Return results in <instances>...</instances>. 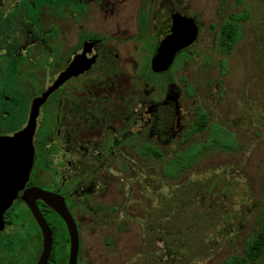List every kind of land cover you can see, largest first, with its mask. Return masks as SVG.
<instances>
[{
    "label": "flooded vegetation",
    "instance_id": "1",
    "mask_svg": "<svg viewBox=\"0 0 264 264\" xmlns=\"http://www.w3.org/2000/svg\"><path fill=\"white\" fill-rule=\"evenodd\" d=\"M154 1L0 0V197H14L9 204L0 199V264H37L43 254V231L26 196L51 230L47 264H69L67 225L38 190L64 199L78 230L77 264L90 261V231L107 229L113 213L122 217V204L108 207L106 199L122 197L125 150L142 148L144 157H154L150 120L143 115L153 120L156 111L140 105L137 84L123 89V72L163 76L173 66L153 70L158 31L177 18L164 0L159 6L165 15L155 19ZM146 52L151 61L142 65L139 57ZM54 86L35 117L26 174L27 160L19 169L20 151H11L6 141L28 129L35 101ZM180 122L178 117L175 128ZM19 170L20 177L13 174ZM103 242L108 246L107 237ZM66 243L67 254L58 257L56 247L66 249Z\"/></svg>",
    "mask_w": 264,
    "mask_h": 264
},
{
    "label": "rangeland",
    "instance_id": "2",
    "mask_svg": "<svg viewBox=\"0 0 264 264\" xmlns=\"http://www.w3.org/2000/svg\"><path fill=\"white\" fill-rule=\"evenodd\" d=\"M162 1L153 2L155 19L165 15ZM165 1L173 17L193 19L200 26L199 41L180 53L163 76L151 70L123 72L128 81L123 89L137 84L133 91L139 93L140 105L146 102L156 109L153 120L144 115L143 119L150 120V139L162 157H144L142 148L138 153L125 150L122 197L113 194L106 199L108 207L122 204V217L113 213L106 220L107 229L90 231L86 264H221L244 256L260 226L264 0ZM231 15L245 18L240 22L241 40L228 54L219 45V34ZM139 60L142 65L151 61L150 53ZM197 106L206 111L209 125L186 139ZM178 117L181 122L175 128ZM143 127L141 122L140 131ZM215 128L224 146L207 151L177 180L167 179L163 169L168 162L190 145L206 142ZM65 245L66 249L56 247L58 257L67 254ZM258 264H264V255Z\"/></svg>",
    "mask_w": 264,
    "mask_h": 264
},
{
    "label": "water",
    "instance_id": "3",
    "mask_svg": "<svg viewBox=\"0 0 264 264\" xmlns=\"http://www.w3.org/2000/svg\"><path fill=\"white\" fill-rule=\"evenodd\" d=\"M198 37L199 27L193 19L172 18L170 20H167L158 31L157 46L153 55V70L157 73L167 71L173 65L177 55L183 50L192 46L198 40ZM77 72L78 71L76 70L75 73ZM73 73L74 72L72 70V74ZM56 86L51 88L44 95V97L35 101V105L33 106V111L31 115V122L28 129L17 134L14 138H11L6 141L8 148L11 151H20L19 159L21 162L17 166L19 167V169L23 170L25 168V161L27 160L28 170L26 174H28L33 162L32 136L37 111L40 105L45 102L47 96L56 88ZM27 152L28 154H26ZM11 159H14V157L12 156ZM11 164L12 167H14L16 162L12 160ZM22 170H19L18 172H13V174L16 173L17 176L20 177L21 174L24 173ZM37 193L38 197L44 199V201L51 208H53L66 223L71 241L69 264H77L79 248L78 230L75 221L66 206L64 199L61 196L51 194L42 190H38ZM13 198V195L8 197H0V199H3L4 201L8 202V204L11 202V200H13ZM24 200L29 204L33 215L35 216L38 224L40 225L43 231L44 250L37 264H47L53 245L51 230L41 212L32 203L33 197L26 196L24 197Z\"/></svg>",
    "mask_w": 264,
    "mask_h": 264
},
{
    "label": "trees",
    "instance_id": "4",
    "mask_svg": "<svg viewBox=\"0 0 264 264\" xmlns=\"http://www.w3.org/2000/svg\"><path fill=\"white\" fill-rule=\"evenodd\" d=\"M244 18V16L231 15L228 20L222 24L219 34V45L224 52L230 54L240 42L242 37L240 22ZM209 121V117L203 107L197 106L195 108V120L186 134V139H190L205 131L209 125ZM222 146H224V142L220 135V129L215 128L206 142L190 145L187 149L170 160L164 167L163 174L167 179L177 180L181 174L187 172L196 165L207 151L214 148H221ZM148 151L149 149H146L145 154H148ZM153 154L156 159L162 157L161 152L157 148L153 150ZM259 225L258 232L249 243L246 254L244 256L231 257L221 264H258L261 257L264 255V205L260 215Z\"/></svg>",
    "mask_w": 264,
    "mask_h": 264
}]
</instances>
